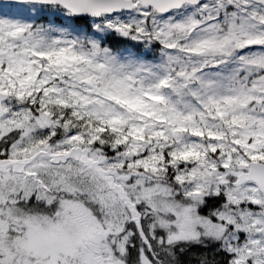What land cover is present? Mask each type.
Returning a JSON list of instances; mask_svg holds the SVG:
<instances>
[{
	"label": "snow or ice",
	"instance_id": "1",
	"mask_svg": "<svg viewBox=\"0 0 264 264\" xmlns=\"http://www.w3.org/2000/svg\"><path fill=\"white\" fill-rule=\"evenodd\" d=\"M0 264H264V0H0Z\"/></svg>",
	"mask_w": 264,
	"mask_h": 264
}]
</instances>
